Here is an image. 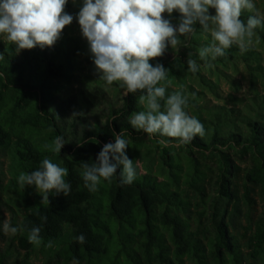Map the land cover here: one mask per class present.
<instances>
[{
  "label": "trees",
  "instance_id": "trees-1",
  "mask_svg": "<svg viewBox=\"0 0 264 264\" xmlns=\"http://www.w3.org/2000/svg\"><path fill=\"white\" fill-rule=\"evenodd\" d=\"M172 14L180 23L181 14L175 10ZM251 14L245 10L241 20L246 23ZM209 15H215V9L210 8ZM195 27L194 33L202 29L198 23ZM4 35L0 34V147L11 152L19 175L38 169L48 158L68 169L65 180L71 184L68 196L53 190L49 203L33 208L19 224L12 212L11 225L26 226L15 239L27 251V258L35 249L27 239V229L40 226V217L47 216L41 229L42 243L54 244L67 235L61 251L67 263L185 264L189 258L193 264H244V252L231 228L241 200L254 201L250 183L264 186V114L256 117L240 109L222 108L207 121L199 116L205 135L187 144L191 149L186 155L172 154L158 140L176 141L155 134L163 148L155 166L148 160L150 136L129 123L130 115L145 110L138 99L142 93H128L120 105L119 82L109 85L92 70L83 83L80 58L91 52L87 39L57 40L51 47L17 52ZM180 40L182 47L185 38ZM238 51L233 45L226 50V57L217 59H233ZM177 55L175 60L161 56L149 61L168 70L166 80L160 83L166 87V96L177 90L185 94L181 87L196 74L188 71L190 54L179 50ZM190 58L200 61L193 54ZM96 112L106 116L107 122L91 123L98 117ZM114 116L117 119L113 120ZM122 132L129 145L125 154L136 168L134 182L120 183L123 166L118 165L111 182L102 179L97 190L90 192L82 179V162H95L104 145L114 144V134ZM57 136H62L65 144L60 153H53L45 145ZM232 148H241L244 157L251 156L252 167L243 169L230 153ZM196 152L214 153L220 161L219 171L203 164ZM209 185L215 195L209 194ZM26 187L36 189L34 185ZM186 187L203 197L205 207L199 212V222L191 215L192 200ZM208 206L213 209L210 215ZM256 231L252 241L257 251H264V216ZM81 233L86 236L84 244L75 239ZM4 236L0 222V241Z\"/></svg>",
  "mask_w": 264,
  "mask_h": 264
},
{
  "label": "clouds",
  "instance_id": "clouds-1",
  "mask_svg": "<svg viewBox=\"0 0 264 264\" xmlns=\"http://www.w3.org/2000/svg\"><path fill=\"white\" fill-rule=\"evenodd\" d=\"M67 3L68 0H0V34L7 35L17 52L36 46L51 47L60 39L64 28L72 23L73 16L65 12ZM210 8L215 9V15H209ZM174 10L182 16L178 27L163 16L164 13L171 15ZM245 10L252 13L246 23L241 20ZM78 23L89 42L100 79L109 85L120 82L126 94L142 93L138 99L145 110L130 115L131 126L150 137L159 134L172 138L179 148L191 143L194 137H204L205 127L185 111L188 97L182 91L166 96V87L157 86L166 80L168 70L161 64L153 66L149 61L163 56L169 44L176 49L182 43L180 37L194 33L198 23L212 37V42L201 48L198 56L206 69L212 68V61L226 57V50L233 45L238 46L241 53L252 48L255 30L264 26V14L253 0H83ZM190 57L191 54L187 60L188 71L195 74L201 66ZM114 136L115 143L104 145L95 162H82V179L90 192L97 190L102 179L111 182L118 165L123 166L119 174L122 185H130L136 178L133 160L125 154L129 145L123 132ZM158 143L168 147L170 141L160 139ZM64 144V138L57 136L45 147L60 153ZM110 154L116 163L111 162ZM67 175V168L45 158L38 169L21 172L18 184L21 189L34 185L42 201L49 203L53 190L65 196L70 194L71 184L65 180ZM40 219L42 224L47 222V216ZM42 224L27 229L29 243H42ZM25 230L24 225L3 223L5 234L16 235ZM75 239L80 244L86 243L82 233ZM47 246L51 247L52 242ZM73 264L78 261L74 260Z\"/></svg>",
  "mask_w": 264,
  "mask_h": 264
},
{
  "label": "rangeland",
  "instance_id": "rangeland-1",
  "mask_svg": "<svg viewBox=\"0 0 264 264\" xmlns=\"http://www.w3.org/2000/svg\"><path fill=\"white\" fill-rule=\"evenodd\" d=\"M256 8L264 14V0H253ZM83 6V0H68L65 6V12L73 16L72 23L64 28L61 33L60 41L69 38L86 39L82 35L81 27L78 23V14ZM164 18L169 20L174 27L179 26V21L173 14H163ZM256 36L253 38L252 48L244 53L238 51L233 59L223 62L212 61V68H205L204 62H197L201 67L198 72L186 79L185 84L181 87L185 95L188 97V106L185 111L199 119V116L209 120L215 112L222 108H236L242 110L245 114L258 117L264 114V26L258 27ZM184 37V46L178 45L173 49L170 45L165 50L164 58L175 60L178 55L177 51L186 52L198 56L201 48L212 42L210 32H204L203 29L198 33H191ZM8 41L7 35L3 36ZM84 69L81 73L83 83L87 81L92 70L101 74L94 64V57L91 52L81 56ZM161 83V82H160ZM120 85L119 104L123 103L126 97V88ZM159 86H163L159 84ZM194 94V95H193ZM193 103L194 105H191ZM98 117H93L91 123L100 120L107 122L106 116L101 112H96ZM204 124H207L204 123ZM15 139V138H13ZM158 138L148 137L147 146L150 149L149 163L153 162L157 166L161 159L163 148L157 143ZM160 140V139H159ZM168 148L172 154L186 155L191 149L188 145L175 147V143H169ZM228 150V148L226 149ZM145 152V151H144ZM230 153L233 158L241 164L242 168H249L253 165L251 156L244 157L241 148H232ZM195 156L207 166L212 167L215 172L219 171L220 161L214 153L208 152L202 154L195 153ZM155 169V168H154ZM19 169L13 160V156L9 150L0 147V222H9L11 225L12 212L16 213V223H20L22 219L35 207L45 203L37 189L30 190L26 186L24 189L18 184ZM209 194L215 195L214 189L209 185ZM251 196L254 199L250 202L242 199L239 209L233 215V225L231 230L234 232L244 252V264H264V251L255 248L256 242L252 239L256 235L257 223L264 216V186L250 183ZM186 191L190 194L192 200L191 215L199 222V212L203 210L204 201L202 196L195 195L191 189L186 187ZM27 194L30 197H27ZM233 210V207L230 208ZM208 214H212L213 209L208 206ZM12 226V225H11ZM197 224L195 222V228ZM4 232V231H3ZM0 241V264H73L67 263L62 256L61 251L64 249L67 241V235L63 241L52 244L41 243L35 245V249L31 258L26 257V250L19 247L15 235L5 234ZM185 264H193L189 258H185ZM212 263V262H211ZM213 264V263H212Z\"/></svg>",
  "mask_w": 264,
  "mask_h": 264
}]
</instances>
